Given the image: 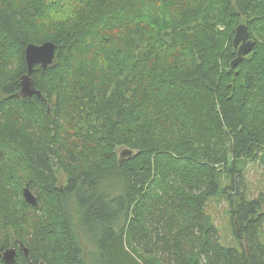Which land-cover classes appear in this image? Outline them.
<instances>
[{
	"label": "trees",
	"instance_id": "trees-1",
	"mask_svg": "<svg viewBox=\"0 0 264 264\" xmlns=\"http://www.w3.org/2000/svg\"><path fill=\"white\" fill-rule=\"evenodd\" d=\"M242 24L254 47L230 69ZM44 42L40 96H21L25 48ZM249 163L264 167V0H0V253L27 251L14 264H264V197L234 189ZM215 198L239 247L220 242Z\"/></svg>",
	"mask_w": 264,
	"mask_h": 264
},
{
	"label": "water",
	"instance_id": "water-1",
	"mask_svg": "<svg viewBox=\"0 0 264 264\" xmlns=\"http://www.w3.org/2000/svg\"><path fill=\"white\" fill-rule=\"evenodd\" d=\"M232 46L236 50V57L230 63V69H234L239 65L242 59L250 54L253 50L254 43L249 39L248 29L245 25H239L235 28V34L232 39ZM56 46L51 42H44L40 45L28 44L24 51V61L27 68V75L21 79V89L20 95L31 97L32 95L40 96L39 92L36 91L33 87L32 81L29 78L34 66H39L41 70H45L47 67L53 65V60L55 57ZM132 154L130 150L122 149L119 151L118 159L121 163L126 157H129ZM235 194L237 192V182L234 185ZM22 196L24 201L33 207L37 206V199L30 192L29 188L26 186L22 191ZM26 253L27 251L24 250ZM16 256L15 248H9L4 252L0 253V260L4 264H14ZM42 264V263H41Z\"/></svg>",
	"mask_w": 264,
	"mask_h": 264
},
{
	"label": "rangeland",
	"instance_id": "rangeland-1",
	"mask_svg": "<svg viewBox=\"0 0 264 264\" xmlns=\"http://www.w3.org/2000/svg\"><path fill=\"white\" fill-rule=\"evenodd\" d=\"M236 182L238 195H243L247 199H255L260 195L264 197V167L256 163L247 164L244 173ZM223 186L226 187L227 185ZM226 191L231 192V189H226ZM261 210L264 213V204ZM206 212L214 220L220 242L227 247H239L233 236L235 228H232L229 207L225 199L215 198L210 200L207 203ZM260 240L264 244V223L260 233Z\"/></svg>",
	"mask_w": 264,
	"mask_h": 264
},
{
	"label": "flooded vegetation",
	"instance_id": "flooded-vegetation-1",
	"mask_svg": "<svg viewBox=\"0 0 264 264\" xmlns=\"http://www.w3.org/2000/svg\"><path fill=\"white\" fill-rule=\"evenodd\" d=\"M248 55H249V54H248ZM245 57H246V56H245ZM23 247H24V246L20 244V245L18 246V248H15V250H16V256H17V252H18V251L23 252L24 255L27 254V252H26V253L24 252L25 249H24ZM17 250H18V251H17ZM2 252H4V251H2ZM2 252H1V253H2ZM16 256H15V257H16ZM0 261H1V260H0Z\"/></svg>",
	"mask_w": 264,
	"mask_h": 264
},
{
	"label": "bare ground",
	"instance_id": "bare-ground-1",
	"mask_svg": "<svg viewBox=\"0 0 264 264\" xmlns=\"http://www.w3.org/2000/svg\"><path fill=\"white\" fill-rule=\"evenodd\" d=\"M220 244V243H219Z\"/></svg>",
	"mask_w": 264,
	"mask_h": 264
}]
</instances>
